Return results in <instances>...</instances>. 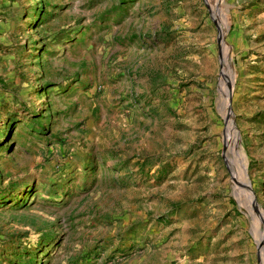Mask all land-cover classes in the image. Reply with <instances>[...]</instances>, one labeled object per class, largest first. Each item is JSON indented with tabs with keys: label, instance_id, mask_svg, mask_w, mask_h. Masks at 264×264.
Listing matches in <instances>:
<instances>
[{
	"label": "rangeland",
	"instance_id": "374dc122",
	"mask_svg": "<svg viewBox=\"0 0 264 264\" xmlns=\"http://www.w3.org/2000/svg\"><path fill=\"white\" fill-rule=\"evenodd\" d=\"M47 1L0 0V264H264V0Z\"/></svg>",
	"mask_w": 264,
	"mask_h": 264
},
{
	"label": "trees",
	"instance_id": "16d2710c",
	"mask_svg": "<svg viewBox=\"0 0 264 264\" xmlns=\"http://www.w3.org/2000/svg\"><path fill=\"white\" fill-rule=\"evenodd\" d=\"M40 1H41V6L39 8L37 7V9L35 10L34 14L32 13L33 17L34 16L37 17L39 15V18H38L39 20H37V21L34 20L33 21V22H36L35 23L36 26H38L40 22L42 23L43 22L42 20L47 18L48 15H49V13L47 12V8H46L49 5V2L47 1L45 3L44 0H40ZM28 17H29V15H28ZM1 147H3V144L0 145V148Z\"/></svg>",
	"mask_w": 264,
	"mask_h": 264
},
{
	"label": "water",
	"instance_id": "95a60500",
	"mask_svg": "<svg viewBox=\"0 0 264 264\" xmlns=\"http://www.w3.org/2000/svg\"><path fill=\"white\" fill-rule=\"evenodd\" d=\"M220 39H222V37L221 36H219V40ZM229 100V99H228ZM246 187L249 189V190H251V192H252V189L250 188V186L248 185V184H246ZM252 194H253V192H252ZM253 196H254V194H253ZM254 200H255V197H254ZM255 202H256V200H255ZM261 245V244H260Z\"/></svg>",
	"mask_w": 264,
	"mask_h": 264
}]
</instances>
